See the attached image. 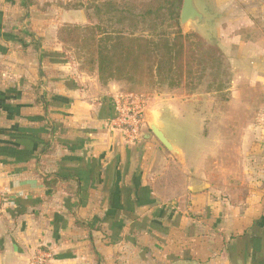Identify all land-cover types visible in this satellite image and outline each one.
<instances>
[{
	"label": "crops",
	"instance_id": "obj_1",
	"mask_svg": "<svg viewBox=\"0 0 264 264\" xmlns=\"http://www.w3.org/2000/svg\"><path fill=\"white\" fill-rule=\"evenodd\" d=\"M38 1L0 0V264H28L38 249L47 264L72 263L76 236L90 243L77 219L95 228L99 262L108 260L100 245L118 243L121 228L142 247L133 264H264V155L244 156L236 191L199 176L172 187L171 161H191L184 147L179 159L151 133L130 140L114 128L119 82L65 56L51 0ZM61 17L86 21L82 9ZM55 174L69 178L46 187L42 177Z\"/></svg>",
	"mask_w": 264,
	"mask_h": 264
},
{
	"label": "rangeland",
	"instance_id": "obj_2",
	"mask_svg": "<svg viewBox=\"0 0 264 264\" xmlns=\"http://www.w3.org/2000/svg\"><path fill=\"white\" fill-rule=\"evenodd\" d=\"M44 1L39 2L38 8L46 5ZM89 2L91 0H51L48 5L61 24L66 23L61 13L68 7V10L82 9L85 13L86 21L83 24H72H101L109 29V21H100L93 8L84 7ZM195 2L206 15L204 23L189 21L182 25L179 22V27L183 33H199L206 41L216 42L222 49L231 73L227 91L214 92L208 89L206 81L187 78L173 86L149 78H122L115 81L119 82L120 95L139 102L143 113L166 119L178 129V144L184 147V153L190 156L191 161L186 165L171 161L166 176L172 187L176 185L178 189L190 177L199 176L202 180H209L215 187L223 185V188L229 187L236 191L243 181L240 174L244 167V156H251L250 160H253L255 155H264V147H258V143L264 142V0ZM65 51V56L72 59L78 68L86 70L90 67L86 63L84 51L76 47ZM139 132L151 133L147 127ZM153 140L157 139L153 137ZM248 169L253 170L251 164ZM256 177L264 186L262 174ZM124 231L119 228V242L112 247L100 245L99 249L107 257V263L99 262L89 248L90 243L83 242L77 235L75 246L79 254L75 261L68 264H133L131 260L134 258L142 261L141 245L135 247L132 242L125 241L128 233ZM86 250L89 254H83Z\"/></svg>",
	"mask_w": 264,
	"mask_h": 264
},
{
	"label": "trees",
	"instance_id": "obj_3",
	"mask_svg": "<svg viewBox=\"0 0 264 264\" xmlns=\"http://www.w3.org/2000/svg\"><path fill=\"white\" fill-rule=\"evenodd\" d=\"M182 1L91 0L84 7L93 8L100 21H109V29L101 24L80 26L66 22L58 26L57 40L65 50L76 47L84 51L90 66L86 71H95L103 83L149 78L173 86L187 78L206 81L208 89L224 93L231 81L228 61L216 42L206 41L195 31L183 33L179 27ZM46 122L51 136L52 122L49 119ZM49 142L44 140L37 153H45ZM50 176L42 177L46 187H53L57 179L69 178L60 174ZM77 223L86 231L90 248L100 261L93 246L95 228L78 219Z\"/></svg>",
	"mask_w": 264,
	"mask_h": 264
},
{
	"label": "built area",
	"instance_id": "obj_4",
	"mask_svg": "<svg viewBox=\"0 0 264 264\" xmlns=\"http://www.w3.org/2000/svg\"><path fill=\"white\" fill-rule=\"evenodd\" d=\"M124 96L116 97L113 106L114 115L110 122L125 138L133 140L140 134L139 131L144 124V113L139 102L129 100ZM50 257L48 251L38 249L30 256L28 264H47Z\"/></svg>",
	"mask_w": 264,
	"mask_h": 264
},
{
	"label": "water",
	"instance_id": "obj_5",
	"mask_svg": "<svg viewBox=\"0 0 264 264\" xmlns=\"http://www.w3.org/2000/svg\"><path fill=\"white\" fill-rule=\"evenodd\" d=\"M206 15L198 8L195 0H183L180 10L179 22L185 24L189 21L204 23ZM146 123L151 134L176 158H181V148L178 135V129L175 125L169 123L166 119L153 116L146 117Z\"/></svg>",
	"mask_w": 264,
	"mask_h": 264
}]
</instances>
